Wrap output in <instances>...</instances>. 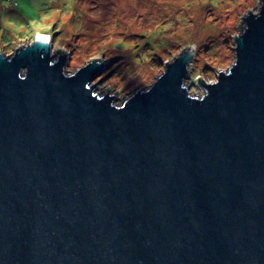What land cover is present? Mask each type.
I'll use <instances>...</instances> for the list:
<instances>
[{
    "label": "water",
    "instance_id": "water-1",
    "mask_svg": "<svg viewBox=\"0 0 264 264\" xmlns=\"http://www.w3.org/2000/svg\"><path fill=\"white\" fill-rule=\"evenodd\" d=\"M48 39L0 53V264H264V4L203 96L191 48L118 106Z\"/></svg>",
    "mask_w": 264,
    "mask_h": 264
},
{
    "label": "rangeland",
    "instance_id": "rangeland-1",
    "mask_svg": "<svg viewBox=\"0 0 264 264\" xmlns=\"http://www.w3.org/2000/svg\"><path fill=\"white\" fill-rule=\"evenodd\" d=\"M264 0H0V53L50 36L52 53L67 56L66 73L91 60L107 68L95 93L122 105L147 91L183 50H194L186 82L192 96L202 81L217 82L235 62V41ZM217 76V77H216Z\"/></svg>",
    "mask_w": 264,
    "mask_h": 264
},
{
    "label": "bare ground",
    "instance_id": "bare-ground-1",
    "mask_svg": "<svg viewBox=\"0 0 264 264\" xmlns=\"http://www.w3.org/2000/svg\"><path fill=\"white\" fill-rule=\"evenodd\" d=\"M39 34H41V35H43V34H44V35H46V36H49L48 34H45V33H43V34H42V33H39ZM49 40H50V36H49V39H48V41H49ZM188 70H189V68H188ZM107 95H112V94L108 92V93H107ZM112 96H113V95H112Z\"/></svg>",
    "mask_w": 264,
    "mask_h": 264
}]
</instances>
